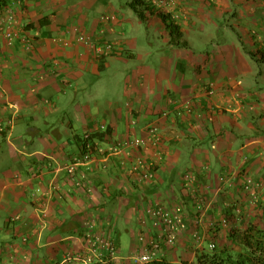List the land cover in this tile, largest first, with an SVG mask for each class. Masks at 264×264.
I'll use <instances>...</instances> for the list:
<instances>
[{
	"label": "crops",
	"instance_id": "crops-1",
	"mask_svg": "<svg viewBox=\"0 0 264 264\" xmlns=\"http://www.w3.org/2000/svg\"><path fill=\"white\" fill-rule=\"evenodd\" d=\"M102 14L115 16L103 35L116 48L98 58L80 37L97 41ZM10 22L21 38L0 39V264H95L90 236L113 242L106 260L136 264L140 235L162 239L147 213L157 204L188 221L160 255L177 264L264 225V0H19L0 7ZM86 134L98 151L77 164L76 187L67 168ZM135 163L152 177L133 176ZM223 217L227 228L209 227Z\"/></svg>",
	"mask_w": 264,
	"mask_h": 264
},
{
	"label": "built area",
	"instance_id": "built-area-1",
	"mask_svg": "<svg viewBox=\"0 0 264 264\" xmlns=\"http://www.w3.org/2000/svg\"><path fill=\"white\" fill-rule=\"evenodd\" d=\"M115 18L114 15L109 14H102L100 16V21L105 24L103 30L101 31L100 37L97 39V41H93L89 37H80V41L88 44L94 55L98 58L107 57L114 53L115 51V43L109 40L105 39V32L107 29L105 26L112 21ZM13 22H10V24H4V26H0V39L3 38L5 40L6 45L13 46L15 42L21 38L20 32L11 26ZM10 25V26H8ZM22 41L26 40L21 39ZM210 91H213V86H211ZM187 109L189 111L192 110L193 104L192 102H187ZM5 128L3 126H0V131H4ZM149 133L152 136V145L158 147L161 144V138L158 134V129L156 127H152L149 129ZM91 135L86 134L84 137V141L88 140L86 143V151L84 154L81 155V158H74L72 163L68 165V175L71 183L76 187L84 186V181L86 178L85 174L79 173L77 170V164L81 161H90L92 159L93 154L98 151V148L96 146V151L93 153L92 146L93 143L89 141ZM124 144L128 147H132L135 149L141 148V146L144 144L143 140L140 138H136L134 140H131L127 138L125 141L120 142L119 144ZM96 145V144H95ZM118 147L113 148V151H117ZM158 159L162 158L161 153H158L157 156ZM130 173L133 176H138L139 178L143 180L150 179L152 177V172L150 170H145L143 166H141L138 163H135L130 167ZM196 183V177L193 175H189L187 177V183L186 187L191 189L192 193L194 194V198L196 197L197 185ZM89 186V185H88ZM244 188L246 192L248 193V197L250 202L253 204L257 202V187L252 178H247ZM88 191H92V186L88 187ZM148 216L151 222V228L152 229H158L161 231L162 239L157 240L154 236H149L148 234H142L140 235V242H141V253L138 257L135 258L136 264H144L150 261H153L160 257L161 253L163 252V246L166 244L168 246H174L179 238L185 234L189 228L188 221L184 215L182 207H174V208H167L164 205L157 204L154 206H151L148 211ZM16 217H13V220H15ZM200 221L198 220L197 223ZM229 226V221L227 218L223 217L218 222L211 221L209 223V227L211 228H227ZM194 239L198 244L202 243V236L199 234L198 231H195L193 234ZM215 244L213 242H210L208 248L210 250H213L215 248ZM89 250L91 253L90 255L86 257L87 261H93L94 257H92V254L95 255V258H97L99 261L104 263H109L110 260L105 259V254L102 249L107 250V254L110 255V258H112L116 254V248L115 245L111 240H106L101 237H92L89 238ZM101 247V249H99ZM74 259L73 255L68 256V260Z\"/></svg>",
	"mask_w": 264,
	"mask_h": 264
},
{
	"label": "trees",
	"instance_id": "trees-1",
	"mask_svg": "<svg viewBox=\"0 0 264 264\" xmlns=\"http://www.w3.org/2000/svg\"><path fill=\"white\" fill-rule=\"evenodd\" d=\"M10 1L19 0H0V7L6 6ZM172 30H175L172 24H169ZM95 135H91L89 141L93 143L92 151H96ZM83 140L82 154L86 151V143ZM229 244L218 247L213 250L208 247L203 248L196 254L195 264H264V226L250 224L245 229L233 227L229 232ZM109 255V254H107ZM106 258V256H105ZM95 264H113L112 262L104 263L97 261ZM144 264H177L165 257Z\"/></svg>",
	"mask_w": 264,
	"mask_h": 264
},
{
	"label": "rangeland",
	"instance_id": "rangeland-1",
	"mask_svg": "<svg viewBox=\"0 0 264 264\" xmlns=\"http://www.w3.org/2000/svg\"><path fill=\"white\" fill-rule=\"evenodd\" d=\"M264 225H260V227H262ZM129 240L127 238L124 239L123 243H122V249L121 252L118 254L119 259H126V262L129 261L128 257L130 254V250H131V246L129 244ZM183 264H190L189 260H184L183 257L181 258Z\"/></svg>",
	"mask_w": 264,
	"mask_h": 264
}]
</instances>
